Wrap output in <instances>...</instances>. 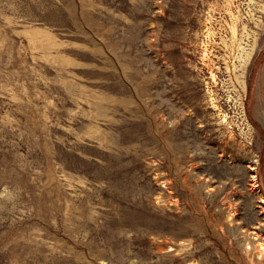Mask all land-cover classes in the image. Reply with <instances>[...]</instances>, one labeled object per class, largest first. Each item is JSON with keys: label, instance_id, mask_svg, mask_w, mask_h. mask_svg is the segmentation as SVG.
<instances>
[{"label": "rangeland", "instance_id": "rangeland-1", "mask_svg": "<svg viewBox=\"0 0 264 264\" xmlns=\"http://www.w3.org/2000/svg\"><path fill=\"white\" fill-rule=\"evenodd\" d=\"M248 1L0 0V264H264Z\"/></svg>", "mask_w": 264, "mask_h": 264}, {"label": "bare ground", "instance_id": "bare-ground-1", "mask_svg": "<svg viewBox=\"0 0 264 264\" xmlns=\"http://www.w3.org/2000/svg\"><path fill=\"white\" fill-rule=\"evenodd\" d=\"M235 2V1H234ZM249 3V6L251 5L250 3L252 2V0H249L248 1ZM255 2H257V1H255ZM259 2H260V0H259ZM232 3H233V0H230V2H229V4H227L228 6H227V8H228V12H229V15L231 16V19H232V21L230 20V33H232V42L231 43H234L235 45H238L240 48H244V49H242V50H244L245 51V55L244 56H251V53H252V51H253V49H254V47H255V43H256V37H255V33H254V30H252L251 28H250V26H249V23H251V22H249L250 21V18L251 17H254L253 16V12H252V10L249 8H247L248 10L246 11H243V12H241L240 10H237L236 12L237 13H235L234 11H233V7H232ZM238 3V2H237ZM247 4V3H246ZM247 4V5H248ZM253 4V3H252ZM257 4V3H256ZM236 5V4H235ZM242 5V4H241ZM244 5V4H243ZM255 5V4H254ZM253 5V6H254ZM262 5V4H261ZM234 6V5H233ZM237 6V5H236ZM235 6V7H236ZM239 7H240V5H239ZM238 7V8H239ZM246 7H248V6H246ZM251 7V6H250ZM252 8V7H251ZM254 8V7H253ZM252 8V9H253ZM236 9V8H235ZM255 9V8H254ZM222 10V9H221ZM258 10V9H257ZM254 11V10H253ZM261 11V10H260ZM264 11V10H263ZM255 12H256V9H255ZM256 17V16H255ZM256 20V22H258L257 21V19H255ZM226 25V24H225ZM225 25H223V26H225ZM257 25V24H256ZM229 28V27H228ZM208 29V28H207ZM212 28H210V30H211ZM221 29V28H220ZM214 30V29H213ZM223 30H224V27H223ZM216 31V30H215ZM214 31V32H215ZM219 31V30H218ZM226 31V30H225ZM211 33H212V30H211ZM216 33V32H215ZM218 34V33H217ZM212 35V34H211ZM213 36V35H212ZM211 36V37H212ZM215 36V35H214ZM216 37V36H215ZM210 38V37H209ZM222 38H225V37H222V35H221V39ZM211 39V38H210ZM223 40V39H222ZM221 40V41H222ZM225 40V39H224ZM212 41V40H211ZM213 41H214V39H213ZM252 42L249 46H250V49H247L245 46H246V44L248 45V43L249 42ZM223 42V41H222ZM226 42V41H225ZM233 44V45H234ZM225 45V44H224ZM227 45V44H226ZM252 45V46H251ZM228 46V45H227ZM231 46V45H230ZM234 47H236V46H234ZM234 47H233V49H234ZM232 49V48H231ZM230 49V50H231ZM227 50V49H226ZM239 50V49H238ZM241 50V51H242ZM207 51V50H206ZM240 51V52H241ZM232 54V53H231ZM241 55V54H240ZM229 56V55H228ZM226 59V58H225ZM247 62V60H245V63ZM208 64V63H207ZM242 65V67H241V69H240V72H238L237 71V65L235 64V62H233L232 64H230V62L226 59V70L228 71V74H229V78H231L232 79V75L233 74H235L236 76H238V75H240V74H243L244 73V69H245V65H244V62L241 64ZM217 67V66H216ZM221 73V72H220ZM213 76V75H212ZM215 76V75H214ZM216 80V79H215ZM246 84H245V88H246Z\"/></svg>", "mask_w": 264, "mask_h": 264}]
</instances>
